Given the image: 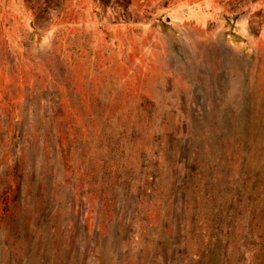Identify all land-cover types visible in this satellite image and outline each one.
<instances>
[{"label": "rangeland", "instance_id": "1", "mask_svg": "<svg viewBox=\"0 0 264 264\" xmlns=\"http://www.w3.org/2000/svg\"><path fill=\"white\" fill-rule=\"evenodd\" d=\"M173 1L0 0V264H264V60L222 37L258 0Z\"/></svg>", "mask_w": 264, "mask_h": 264}, {"label": "crops", "instance_id": "2", "mask_svg": "<svg viewBox=\"0 0 264 264\" xmlns=\"http://www.w3.org/2000/svg\"><path fill=\"white\" fill-rule=\"evenodd\" d=\"M222 11L223 7L217 3V0H174L168 16L172 19L170 23L174 25L178 23V20L188 24L191 21L194 23L199 22V26L206 33L212 20L219 21L218 17H220ZM136 24L138 25V23ZM125 29L124 27L114 29V35H117V37L110 41L107 50V54L111 59L119 60L123 64H125L130 52H138L137 47L127 46L126 40H123L127 36ZM144 34L140 33L142 37ZM118 35L120 38H118ZM222 37L227 43L226 46L238 56H247L253 67L256 66V63L259 65L258 61L264 60V0H258L247 19L232 22L230 29L222 32ZM124 66H127V63Z\"/></svg>", "mask_w": 264, "mask_h": 264}]
</instances>
